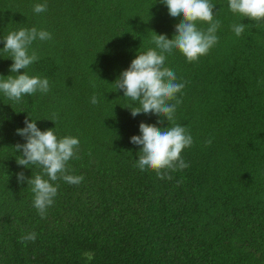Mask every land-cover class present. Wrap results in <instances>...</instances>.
I'll return each mask as SVG.
<instances>
[{"label": "trees", "instance_id": "obj_1", "mask_svg": "<svg viewBox=\"0 0 264 264\" xmlns=\"http://www.w3.org/2000/svg\"><path fill=\"white\" fill-rule=\"evenodd\" d=\"M45 2L46 12L34 13ZM210 2L217 44L195 62L178 50L166 54L164 66L185 83L174 123L193 137L181 153L189 167L169 180L134 167L140 146L130 138L141 122H173L133 117L139 101L114 82L156 47L152 32L172 39L183 17H171L160 0H0V77L25 71L50 83L19 103L0 92V264H264V21L232 13L228 0ZM238 23L246 25L239 37ZM32 27L52 38L34 41L39 59L13 74L2 40ZM26 118L80 142L68 167L84 179L53 182L58 192L45 218L27 184L42 168L16 163L14 146L26 143L16 130ZM31 232L35 241L21 242Z\"/></svg>", "mask_w": 264, "mask_h": 264}, {"label": "clouds", "instance_id": "obj_2", "mask_svg": "<svg viewBox=\"0 0 264 264\" xmlns=\"http://www.w3.org/2000/svg\"><path fill=\"white\" fill-rule=\"evenodd\" d=\"M167 6L168 14L173 17H183L175 26V35L172 39L165 35L153 34L155 48L137 54L129 67L120 73L114 82L116 90L123 91L124 97L132 101H139L140 107L133 108L130 113L133 117L138 114H153L173 122L170 128L161 129L151 124H139V136H132L130 143L140 146V155L134 167L140 171H155L158 179H172L169 172L183 170L189 167L181 153L193 144V137L189 130L174 123V114L177 106L182 102L176 99V94L185 87L184 82H177L175 72L165 67L166 54L171 55L178 50L188 62H195L199 57L206 55L217 44L216 32L220 21L214 20V4L210 0H160ZM232 13L246 17L252 21H264V0H228ZM47 10V3L36 4L34 13H43ZM197 22H205L209 26L206 30L197 27ZM245 24L238 23L232 26L237 37L245 31ZM52 38L51 33L38 30L36 27L20 28L10 32L3 41V51L11 53L12 64L9 71L13 74L25 70L39 59L35 50L30 51L34 41H46ZM50 83L47 78L30 76L23 71L19 75L0 77V92L8 99L21 102L25 95H32L37 91L47 93ZM175 100V103L170 101ZM93 105L98 103V97H91ZM159 124L160 121H157ZM25 127L17 129L16 134L25 139L26 143L16 144L14 150L20 153L16 163L24 168L38 165L42 174H36L27 179L34 193L33 206L41 218L47 215V209L54 204L57 196V180L62 179L68 184L79 185L84 177L72 175L68 161L76 157L79 150V139L73 136L58 138L54 128L41 131L36 121L26 118ZM212 139L205 141V147L210 146ZM48 179H44V176ZM23 172L17 173L18 182H25ZM36 233L31 232L21 237V242L35 241ZM91 258V253H85Z\"/></svg>", "mask_w": 264, "mask_h": 264}]
</instances>
